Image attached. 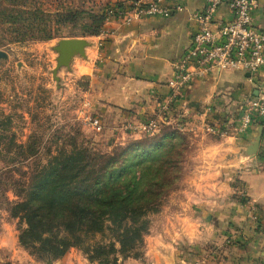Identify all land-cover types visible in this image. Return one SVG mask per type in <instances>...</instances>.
Listing matches in <instances>:
<instances>
[{"label": "rangeland", "instance_id": "1", "mask_svg": "<svg viewBox=\"0 0 264 264\" xmlns=\"http://www.w3.org/2000/svg\"><path fill=\"white\" fill-rule=\"evenodd\" d=\"M113 1L0 0V50L4 52L0 57V262L48 264L69 252H76L91 264H121L128 257L143 259L150 238L168 233L167 237L172 235L175 239L169 238L175 264H226L230 255L225 238L228 227L217 215L208 214L205 221L211 224L216 220L222 224L218 230L221 236L217 240L222 243L218 247L209 245L212 238L208 234L200 243L184 242L178 236V223H174L179 220L183 190L194 187L191 179L196 172L194 156L197 148L190 142L192 140L170 125L149 136L132 133L123 127L127 119L114 117L113 110L103 111L108 103L104 101L100 92L103 88L100 87L111 81L108 76L99 78L102 81L97 83L93 74L101 63L102 46L109 40L108 33L104 35L105 20L99 21L102 23L99 34H83L97 23L92 15H102ZM61 7L81 8L85 12L80 13L75 24L68 21L61 24L53 17ZM2 8L6 10L4 13H1ZM16 9H38L43 13L37 12L30 28H26L27 20L15 24L9 22L7 14L16 13ZM45 18L47 20L43 21ZM11 26L15 28L11 29ZM43 26L60 33L48 40L29 39L40 35L36 27ZM70 29L78 36H68ZM20 35L29 38L15 41L13 37ZM71 37L88 42L84 55L75 53L68 65L58 67L54 74L59 55L55 46L60 39ZM94 118L100 121V130L91 124ZM69 156L75 162L89 161L90 165L108 171L129 165L120 179L132 174L143 176L144 181L136 193L142 190L149 203L144 215L147 232L142 242L137 243L138 255L119 251V244L114 242L117 232L108 228L111 226L108 222L102 231L79 238L65 233L62 226L56 225L58 221L42 226L34 223V230L27 231L29 225L25 211L28 208L21 204L27 202L31 205L28 214L31 219V207L37 199L35 193L31 194V187L37 186L31 174L51 161L63 163ZM66 171L58 175L63 178ZM95 174L96 171L89 172L87 184L97 177ZM100 183L104 189L105 185L102 181ZM52 187L48 185L46 189L50 191ZM78 199L70 195L65 206H71L70 200ZM84 200L83 203L92 204L90 195ZM66 237L74 245L60 254L55 247L62 249L60 241ZM112 243H115L116 251L109 250Z\"/></svg>", "mask_w": 264, "mask_h": 264}, {"label": "crops", "instance_id": "2", "mask_svg": "<svg viewBox=\"0 0 264 264\" xmlns=\"http://www.w3.org/2000/svg\"><path fill=\"white\" fill-rule=\"evenodd\" d=\"M204 2L172 0L182 8L165 16L145 17L129 24L115 17L105 21L104 35L108 33L109 40L102 46L101 63L93 74L97 83L101 77L109 76L111 81L100 87L108 103L103 111L113 110L114 117L128 121H141L156 113L158 103L169 93L166 83L172 64L189 45L194 29L192 15ZM257 3L253 23L264 29V0ZM217 15L231 18L224 5ZM259 94L264 95V65L253 75L214 69L191 82L174 108L164 113L166 120L161 124L176 129L183 125L178 130L197 148L196 172L191 179L194 187L183 190L179 220L174 222L178 223V236L184 242L200 243L208 234L212 238L209 245L218 247L222 224L205 221L206 215H217L228 227L225 238L230 255L226 264H264V129L259 123L243 131L234 127L244 102ZM222 122L231 124L222 136L206 129L209 124ZM255 142L257 147L252 146ZM252 207L257 220L250 216ZM167 234L150 238L143 259L128 257L121 264H175L169 249L175 239ZM48 264L91 263L69 252Z\"/></svg>", "mask_w": 264, "mask_h": 264}, {"label": "trees", "instance_id": "3", "mask_svg": "<svg viewBox=\"0 0 264 264\" xmlns=\"http://www.w3.org/2000/svg\"><path fill=\"white\" fill-rule=\"evenodd\" d=\"M5 11V8L1 9V13ZM16 11V13L7 14L9 22L15 24L19 21L25 22L27 20L29 22L26 28H30V22L36 19L37 12L43 13L38 9H34L33 11L16 9ZM84 12L85 11L81 8H62L60 11L55 12L53 17H55L56 22L61 24H64L66 21L75 24L79 19L80 13ZM28 13L30 16L25 17L24 14ZM45 15L48 17L51 16L49 13ZM92 16L97 23L90 30L84 32L85 34L83 35H97L102 29V23H99V21L102 22L105 20L104 12L102 15ZM49 19L50 18H48V20ZM45 20H47V18L43 19V21ZM52 20H54V18H52ZM14 28L15 26H11V29ZM16 29H19V27ZM36 29L41 32V34L36 37L29 38L20 35L13 38L15 41L27 40L28 38L48 40L60 33L46 26L36 27ZM68 36L78 35L75 34L73 29H70L68 30ZM165 127H167V125H160L158 130ZM69 157L70 158L64 160L63 163L51 161L31 174V177L35 179L37 183V186L33 185V187H31V194L35 193L34 197L37 198L35 204H32L31 207V212L33 213L31 219L28 217L31 210L29 206L31 205L27 202L21 204L25 208H28L26 209L27 211H25L29 225L27 231L34 230V223H41L39 226H42L43 224H50V222H54L55 224L58 221L56 225L62 226L65 229V233H72L74 234L73 236L79 238V236L81 237L82 235L89 236V233L102 231L105 228V224H107L106 222H108V225H111L108 226V228L116 230L117 232L114 242L116 241L119 244V251L127 255H138L139 247H137V243L142 242V237L147 232V220L144 215L149 203L146 194L142 192V190L140 193H136L139 187H141L142 181H144L143 176L138 177L136 174H132L124 179H120L122 172L125 171L129 165L124 164L108 171L102 169V167L90 165L89 161L75 162L72 156ZM65 169L67 171L62 178L61 175L58 174ZM93 171H96L95 176L97 177H94L90 183L87 184L89 179L88 174ZM100 181L105 185L104 189H101ZM48 185H53L50 191L46 189ZM45 189L47 192L44 194L43 191ZM70 195H75L79 199L70 200L71 206H65L67 202L66 199ZM89 195L91 196L90 202H92V204L83 203V201H85L84 198L89 197ZM30 198L31 197H29V199ZM25 205L28 206L26 207ZM40 209H42L41 212L39 211ZM33 218L36 219V221H33ZM48 219L50 220L48 221ZM128 221L130 223H128ZM60 242L64 247H62V249L53 245L54 247L56 246L55 248L57 250H60V254H62L67 247L74 245V243H69L70 241H68L67 237ZM116 249L115 243H112L109 250L116 251Z\"/></svg>", "mask_w": 264, "mask_h": 264}, {"label": "built area", "instance_id": "4", "mask_svg": "<svg viewBox=\"0 0 264 264\" xmlns=\"http://www.w3.org/2000/svg\"><path fill=\"white\" fill-rule=\"evenodd\" d=\"M257 4V0H205L192 15L194 29L187 50L172 64L166 83L169 93L158 103L153 116L141 121H127L123 124L124 129L146 136L156 133L166 120L164 113L174 108L191 82L214 69L255 74L264 65V29L257 27L252 17ZM223 5L229 9L231 18L217 15ZM181 8L182 5L173 4L172 0H115L103 12L105 21L115 17L129 24L145 17L165 16ZM253 123H259L264 129V95L244 102L234 127L243 131ZM91 124L100 130L101 123L97 118L92 119ZM182 128L183 125H178V129ZM229 128L231 124L223 122L206 126L209 132L221 136ZM254 211L252 207L250 216L257 220Z\"/></svg>", "mask_w": 264, "mask_h": 264}, {"label": "water", "instance_id": "5", "mask_svg": "<svg viewBox=\"0 0 264 264\" xmlns=\"http://www.w3.org/2000/svg\"><path fill=\"white\" fill-rule=\"evenodd\" d=\"M88 45V42L82 38H62L58 41V44L55 46V50L58 52L57 57V67L54 69L53 73L55 74L58 67L62 65H68L71 57L78 53L84 55L85 47ZM4 56V52L0 50V57ZM258 143H253V147H257ZM252 147V152L255 151V148Z\"/></svg>", "mask_w": 264, "mask_h": 264}]
</instances>
